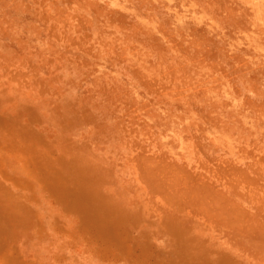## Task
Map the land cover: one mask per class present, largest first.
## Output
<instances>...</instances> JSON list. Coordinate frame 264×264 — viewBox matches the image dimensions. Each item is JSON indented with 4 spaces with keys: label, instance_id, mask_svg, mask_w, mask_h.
Here are the masks:
<instances>
[{
    "label": "rangeland",
    "instance_id": "obj_1",
    "mask_svg": "<svg viewBox=\"0 0 264 264\" xmlns=\"http://www.w3.org/2000/svg\"><path fill=\"white\" fill-rule=\"evenodd\" d=\"M0 264H264V0H0Z\"/></svg>",
    "mask_w": 264,
    "mask_h": 264
},
{
    "label": "bare ground",
    "instance_id": "obj_2",
    "mask_svg": "<svg viewBox=\"0 0 264 264\" xmlns=\"http://www.w3.org/2000/svg\"><path fill=\"white\" fill-rule=\"evenodd\" d=\"M219 201V200H218Z\"/></svg>",
    "mask_w": 264,
    "mask_h": 264
}]
</instances>
